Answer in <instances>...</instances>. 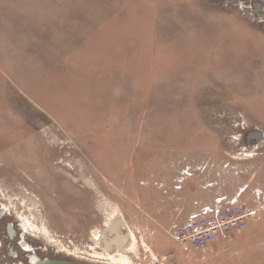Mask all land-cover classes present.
<instances>
[{
    "label": "rangeland",
    "instance_id": "374dc122",
    "mask_svg": "<svg viewBox=\"0 0 264 264\" xmlns=\"http://www.w3.org/2000/svg\"><path fill=\"white\" fill-rule=\"evenodd\" d=\"M213 165L264 174V0H0V264H264V204L176 239Z\"/></svg>",
    "mask_w": 264,
    "mask_h": 264
},
{
    "label": "crops",
    "instance_id": "0c3cea01",
    "mask_svg": "<svg viewBox=\"0 0 264 264\" xmlns=\"http://www.w3.org/2000/svg\"><path fill=\"white\" fill-rule=\"evenodd\" d=\"M214 170V177L213 182H208V185L210 189H208L206 193L207 195L214 194L213 196V202L214 204H189V205H181V209L187 211L186 217H196L202 214L209 213L213 210H216L218 208H222L225 206H231L235 204H253L254 206L258 204H264V174H260L258 172L253 173V169L249 170V168L244 166H238V165H229L228 166V172L230 173L231 177L235 179L230 178L228 180L231 182V184L234 186L235 184H241L237 187V189L233 192H223L222 186L223 181L222 179V165L218 166H211ZM206 168V167H205ZM217 168H219L220 173H216ZM183 172L182 170H180ZM218 171V170H217ZM257 180L258 185L255 187L253 186V182ZM257 212V211H256ZM260 212L262 213V217L264 218V205L261 206ZM256 225L255 222H250L248 224V227L246 230L250 231L251 227L254 228ZM250 228V229H249ZM245 234H249L248 231ZM247 242V247H248ZM246 246V245H245Z\"/></svg>",
    "mask_w": 264,
    "mask_h": 264
},
{
    "label": "built area",
    "instance_id": "2783aa9c",
    "mask_svg": "<svg viewBox=\"0 0 264 264\" xmlns=\"http://www.w3.org/2000/svg\"><path fill=\"white\" fill-rule=\"evenodd\" d=\"M253 214L254 211L244 205L225 207L180 224L175 229V236L185 248L205 246L244 229ZM162 259L167 258L165 256Z\"/></svg>",
    "mask_w": 264,
    "mask_h": 264
},
{
    "label": "bare ground",
    "instance_id": "6f19581e",
    "mask_svg": "<svg viewBox=\"0 0 264 264\" xmlns=\"http://www.w3.org/2000/svg\"><path fill=\"white\" fill-rule=\"evenodd\" d=\"M2 213V210H0V214ZM120 225V223H115L114 226L111 228V233H113V236L110 237L106 242H105V250L106 252L109 254L110 252H112L115 248V250L119 251L122 249L123 246H121L122 244H120V241L125 238V235H122L119 233V228L118 226ZM124 237V238H123ZM50 262L49 259H40L36 256H34L31 260V264H46ZM121 263L125 264L124 259L120 260Z\"/></svg>",
    "mask_w": 264,
    "mask_h": 264
},
{
    "label": "water",
    "instance_id": "95a60500",
    "mask_svg": "<svg viewBox=\"0 0 264 264\" xmlns=\"http://www.w3.org/2000/svg\"><path fill=\"white\" fill-rule=\"evenodd\" d=\"M122 240L120 241L121 244ZM46 264H74V263H69V262H64V261H50Z\"/></svg>",
    "mask_w": 264,
    "mask_h": 264
}]
</instances>
